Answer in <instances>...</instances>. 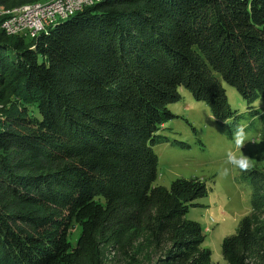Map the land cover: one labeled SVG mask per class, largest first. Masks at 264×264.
I'll use <instances>...</instances> for the list:
<instances>
[{
    "label": "trees",
    "instance_id": "16d2710c",
    "mask_svg": "<svg viewBox=\"0 0 264 264\" xmlns=\"http://www.w3.org/2000/svg\"><path fill=\"white\" fill-rule=\"evenodd\" d=\"M48 0H0L15 9ZM0 18V264H105L145 239L153 264H217L187 214L207 182L154 186L158 135L187 90L232 135L264 122V0H103L35 38ZM226 237L227 264H264V173ZM82 229L77 244L69 237Z\"/></svg>",
    "mask_w": 264,
    "mask_h": 264
},
{
    "label": "rangeland",
    "instance_id": "374dc122",
    "mask_svg": "<svg viewBox=\"0 0 264 264\" xmlns=\"http://www.w3.org/2000/svg\"><path fill=\"white\" fill-rule=\"evenodd\" d=\"M224 87L231 108L238 114L246 115L242 123L247 125V139L242 151L250 158L251 167L247 171L226 164L227 151L235 150L232 135H228L213 118L205 103L197 102L184 89L180 90L182 99L169 106L175 118L169 120L158 133L167 141L153 147L159 160L154 186L169 187L179 178H200L207 182L208 195L195 202L197 206L190 208L187 218L201 225L206 235L204 248L211 251L212 260L217 264H227L222 254V243L226 237L236 234L240 221L252 210L253 192L249 179L245 177L247 172L256 170L264 173V122L253 121L236 89L227 84ZM225 167L230 169L229 174L221 176L220 172ZM81 231L79 225L72 229L69 241L74 246ZM131 244L133 249L129 254L121 248L108 247L105 264L155 262L156 255L145 239L133 237Z\"/></svg>",
    "mask_w": 264,
    "mask_h": 264
},
{
    "label": "built area",
    "instance_id": "2783aa9c",
    "mask_svg": "<svg viewBox=\"0 0 264 264\" xmlns=\"http://www.w3.org/2000/svg\"><path fill=\"white\" fill-rule=\"evenodd\" d=\"M103 0H48L45 3L24 5L13 10H0L1 25L9 36L35 38L58 20H64L84 7Z\"/></svg>",
    "mask_w": 264,
    "mask_h": 264
},
{
    "label": "clouds",
    "instance_id": "9594fccd",
    "mask_svg": "<svg viewBox=\"0 0 264 264\" xmlns=\"http://www.w3.org/2000/svg\"><path fill=\"white\" fill-rule=\"evenodd\" d=\"M246 127L247 125L243 123L235 125V130L232 133L235 150L229 149L226 153V164L241 171H247L251 167L250 158L242 151L247 139ZM229 171L230 169L225 167L221 170L220 175L227 176Z\"/></svg>",
    "mask_w": 264,
    "mask_h": 264
}]
</instances>
